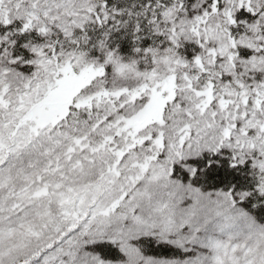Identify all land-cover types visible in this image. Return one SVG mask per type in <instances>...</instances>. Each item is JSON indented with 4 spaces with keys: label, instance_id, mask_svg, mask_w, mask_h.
Here are the masks:
<instances>
[{
    "label": "snow or ice",
    "instance_id": "6c2138e0",
    "mask_svg": "<svg viewBox=\"0 0 264 264\" xmlns=\"http://www.w3.org/2000/svg\"><path fill=\"white\" fill-rule=\"evenodd\" d=\"M0 264H264V0H0Z\"/></svg>",
    "mask_w": 264,
    "mask_h": 264
}]
</instances>
